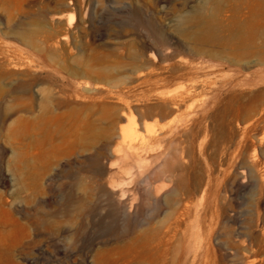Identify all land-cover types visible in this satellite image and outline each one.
Listing matches in <instances>:
<instances>
[{
    "label": "rangeland",
    "instance_id": "rangeland-1",
    "mask_svg": "<svg viewBox=\"0 0 264 264\" xmlns=\"http://www.w3.org/2000/svg\"><path fill=\"white\" fill-rule=\"evenodd\" d=\"M263 105L264 0H0V264H264Z\"/></svg>",
    "mask_w": 264,
    "mask_h": 264
},
{
    "label": "bare ground",
    "instance_id": "bare-ground-1",
    "mask_svg": "<svg viewBox=\"0 0 264 264\" xmlns=\"http://www.w3.org/2000/svg\"><path fill=\"white\" fill-rule=\"evenodd\" d=\"M250 90V89H249ZM257 91V90H256ZM263 91V90H262ZM255 92V91H254ZM251 96V95H250ZM254 97V96H253ZM259 102V101H258ZM253 105V104H252ZM263 114H264V105L263 106H260L258 109H257V111H255V115H257V116H263ZM121 118L122 119H126L127 117H126V115L123 113L122 115H121ZM256 120V119H255ZM131 132H134V130L133 129H128L126 132H124V134L125 135H127V134H130ZM40 154H41V150H40V148L37 150V152H36V156H40Z\"/></svg>",
    "mask_w": 264,
    "mask_h": 264
}]
</instances>
